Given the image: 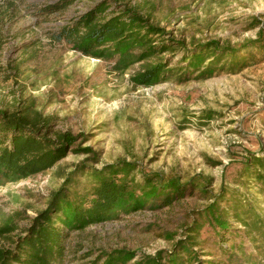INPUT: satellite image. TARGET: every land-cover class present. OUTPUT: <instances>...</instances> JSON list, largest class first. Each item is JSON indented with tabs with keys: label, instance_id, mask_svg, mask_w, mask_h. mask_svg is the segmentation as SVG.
Masks as SVG:
<instances>
[{
	"label": "rangeland",
	"instance_id": "rangeland-1",
	"mask_svg": "<svg viewBox=\"0 0 264 264\" xmlns=\"http://www.w3.org/2000/svg\"><path fill=\"white\" fill-rule=\"evenodd\" d=\"M60 1L0 0V109L34 100L56 118L58 129L86 134L89 140L83 147L91 146L95 155L70 153L52 169L0 184V223L14 215V233L23 234L46 208L50 193L87 158L86 164L96 168L132 161L138 165L133 173L138 178L160 173L182 182L195 179L210 193L238 188L264 202V165L259 160L264 159V0H108V12L124 4L135 6L166 30V38L185 41L190 49L210 40L234 47L255 41L242 51L254 56L241 72H218L207 79L178 75L150 87L132 82L145 61L121 72L113 59L84 55L65 40H55L60 26L101 0H74L53 11L50 6ZM183 56L179 48L161 55L169 68L181 67ZM207 109L217 112L214 119L200 118ZM250 170L256 177L246 175ZM90 182L87 175L78 174L70 189L86 192ZM161 201L73 232L66 241L64 264H90L115 249L137 251L128 263L136 264L144 254L169 251L189 235L188 227L200 221L199 211L212 199L198 189L169 206ZM232 223L237 236L233 233L227 241L205 225L197 239L200 245L194 247L198 257L217 264H264L255 259L254 246L239 237V223ZM241 239L244 249L238 248L235 257L223 254L222 246ZM1 245L9 242L0 239ZM191 255L182 256L184 264Z\"/></svg>",
	"mask_w": 264,
	"mask_h": 264
},
{
	"label": "trees",
	"instance_id": "trees-1",
	"mask_svg": "<svg viewBox=\"0 0 264 264\" xmlns=\"http://www.w3.org/2000/svg\"><path fill=\"white\" fill-rule=\"evenodd\" d=\"M73 1L61 0L50 8L60 11ZM117 7L108 12V0L97 2L77 20L60 26L54 39L65 40L84 55L113 59L115 70L121 72L145 61L141 70L132 76L137 87L154 86L178 75L196 74L198 79H207L223 71L238 73L253 60L252 53L242 51L251 49L255 41H251L252 45L234 47L210 40L190 49L185 41L166 38V30L135 6ZM178 48L184 50L183 65L169 68V61L161 55ZM216 114L207 109L200 118L212 120ZM55 119L39 109L34 100L18 103L12 110L0 109V184L19 182L52 169L70 153L95 155L91 146L83 147L89 140L86 134L58 129ZM89 160L85 159L66 175L62 186L50 193L46 208L38 211L23 234L14 233L18 228L17 218L6 215L0 223V239L7 240L9 245L0 246V264H64L68 255L66 241L73 232L112 216L120 217L154 206L159 199L162 206L172 205L198 189L212 201L199 211L200 221L195 220L188 227L189 235L178 240L169 251L162 249L155 255L144 254L136 264H184L182 256L191 253L189 264H217L202 261L194 247L200 245L197 239L205 225L216 231L221 241L230 240L234 233L233 220L241 226L235 229L243 233L239 237H245L254 246L255 259L264 260V202L258 198L248 197L238 188L230 192L221 188L219 193H210L195 179L182 182L176 177L166 179L160 173H142L138 178L133 174L138 165L132 161L122 159L96 168L86 164ZM259 160L264 165V159ZM78 174L87 175L91 181L86 192L70 189ZM246 175L256 177L252 170ZM262 190L264 195V187ZM243 244L244 239H241L231 247L222 246V252L233 258L238 248L244 249ZM136 257L137 251L115 249L101 253L90 264H128ZM248 260L253 263L254 259L249 257Z\"/></svg>",
	"mask_w": 264,
	"mask_h": 264
}]
</instances>
